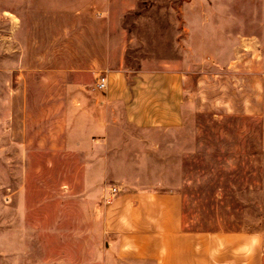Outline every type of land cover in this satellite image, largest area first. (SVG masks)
<instances>
[{
    "label": "rangeland",
    "instance_id": "374dc122",
    "mask_svg": "<svg viewBox=\"0 0 264 264\" xmlns=\"http://www.w3.org/2000/svg\"><path fill=\"white\" fill-rule=\"evenodd\" d=\"M187 1L142 0L126 14L128 65L147 57L189 67L196 147L182 163L183 229L264 237V4ZM62 5L0 0V264H151L108 228L113 181H95L88 144L74 149V122L86 121L74 111L89 109L97 76L74 74L76 39L57 34L70 19L43 16ZM14 12L28 19L19 31ZM74 79L87 100L64 98L79 90L64 83Z\"/></svg>",
    "mask_w": 264,
    "mask_h": 264
},
{
    "label": "crops",
    "instance_id": "0c3cea01",
    "mask_svg": "<svg viewBox=\"0 0 264 264\" xmlns=\"http://www.w3.org/2000/svg\"><path fill=\"white\" fill-rule=\"evenodd\" d=\"M58 1L62 7L43 8L42 13L44 17L61 13L70 19L57 34L76 39L74 74L84 67L94 76L105 71V89L95 88L96 76L94 83H87H92L96 92L89 109L74 111L75 118L85 117L86 121L79 129L76 120L71 133L75 134L76 152L89 145L86 164L95 181H113L106 191L107 195L111 187L116 189L108 203V228L122 238L123 249L133 259L151 264H264V237L258 231L183 229L182 163L196 147L195 101L187 84L189 67L175 59L144 57L136 69H130L126 56L134 33L123 21L142 0ZM203 1L209 3L188 0L185 5L189 8ZM221 3L264 4V0ZM185 19L187 37L192 36V16ZM24 20L28 21L27 17L14 12V31L27 25ZM82 38L83 45L82 41L76 44ZM83 50L90 53L84 66ZM64 83L79 88L65 99L87 100L82 80Z\"/></svg>",
    "mask_w": 264,
    "mask_h": 264
},
{
    "label": "built area",
    "instance_id": "2783aa9c",
    "mask_svg": "<svg viewBox=\"0 0 264 264\" xmlns=\"http://www.w3.org/2000/svg\"><path fill=\"white\" fill-rule=\"evenodd\" d=\"M95 88L99 89V90H103L106 88V76L105 74H99L96 78V82H95ZM115 188L111 187L109 189V193L105 196L104 201L106 203H109L115 193Z\"/></svg>",
    "mask_w": 264,
    "mask_h": 264
}]
</instances>
